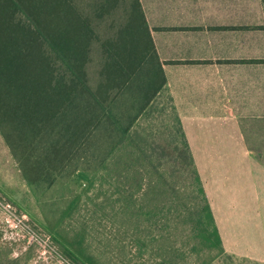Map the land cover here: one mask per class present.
<instances>
[{
    "label": "trees",
    "instance_id": "trees-1",
    "mask_svg": "<svg viewBox=\"0 0 264 264\" xmlns=\"http://www.w3.org/2000/svg\"><path fill=\"white\" fill-rule=\"evenodd\" d=\"M166 81L140 0H0V132L37 196L55 188L59 221L75 220L71 240L41 224L73 264H107L92 240L113 251L123 226L148 252L126 216L152 190L157 202L143 213L160 230L157 253L167 250L158 200L168 190L169 210L187 213L202 243L224 253L178 117L155 124ZM104 221L114 235L98 232Z\"/></svg>",
    "mask_w": 264,
    "mask_h": 264
},
{
    "label": "crops",
    "instance_id": "crops-1",
    "mask_svg": "<svg viewBox=\"0 0 264 264\" xmlns=\"http://www.w3.org/2000/svg\"><path fill=\"white\" fill-rule=\"evenodd\" d=\"M140 2L224 253L264 264V0ZM0 191L41 224L1 132ZM36 251L0 221V264H43Z\"/></svg>",
    "mask_w": 264,
    "mask_h": 264
},
{
    "label": "rangeland",
    "instance_id": "rangeland-1",
    "mask_svg": "<svg viewBox=\"0 0 264 264\" xmlns=\"http://www.w3.org/2000/svg\"><path fill=\"white\" fill-rule=\"evenodd\" d=\"M157 101L165 106V110L163 109L161 111L159 120H155V124L162 127L164 125L167 129L173 127L176 123L177 116L171 106L167 103L165 95L159 97ZM178 182V185H183L185 195L190 199L192 193L191 181L188 180L186 175H184ZM35 195L36 198L34 200L33 209L35 210V217H37L38 221H40L44 227H47L54 236L56 231H58L69 237L71 240L72 234L74 235L73 229L77 225L75 220L70 221L69 218H65V221H59L65 205L61 204L59 201H55V188L49 190L45 194V199H40L38 197L39 195ZM5 197L16 205L14 200L8 198L7 196ZM201 198L202 196L196 199L201 200ZM162 200L165 201V206L163 207V210L159 212V218L163 219L166 224L164 229L166 236L164 246L167 249L166 252L163 254L161 250L157 253L158 251L156 250L158 246L163 242V240L158 237L160 230L154 229V226H151L150 220H147L143 213L147 210H153L154 203L157 202V199L154 198V191L152 190L150 196L147 195L145 198L140 197L137 199L135 214L133 215L131 222L129 221V215L126 216L127 227L131 228L132 231L130 230V232L134 235L133 238L140 236L144 237L145 234L147 235V239L149 238L150 245L148 252L141 255L140 247L136 240L130 238L128 231H126L123 226V231L119 232V237L121 239L123 238V243H125L117 248H114L113 251L108 250L105 253V246H103L100 240L97 238L92 240V247L94 248L95 253L99 254L102 252V256L104 258L102 261L107 264H254L245 259H235L228 254L219 253L216 248H209V244L206 243L205 245L202 243L201 238L199 237L201 228L198 227V230L194 229L193 225L188 223L187 213L183 212L181 215H177L176 212H173V210H169L172 204V198L169 190L162 199L158 200L161 207ZM18 207L23 210L21 206ZM107 210H109V206L107 207ZM23 211L26 212L25 210ZM26 213L31 216L28 212ZM0 215V221L5 227L4 215L1 212ZM121 215H123V213H121ZM149 217H151V215H149ZM122 223L124 224V222ZM158 224L159 226L163 225V222ZM114 231L115 230H113L110 225L106 223V221L103 222L100 231L98 229V232H103L105 236L110 233L114 235ZM9 234L11 233L8 232V235ZM17 241L22 242L18 239ZM54 264L62 263L55 262Z\"/></svg>",
    "mask_w": 264,
    "mask_h": 264
},
{
    "label": "built area",
    "instance_id": "built-area-1",
    "mask_svg": "<svg viewBox=\"0 0 264 264\" xmlns=\"http://www.w3.org/2000/svg\"><path fill=\"white\" fill-rule=\"evenodd\" d=\"M0 212L4 215V224L10 238L34 246L37 261L43 264H73L61 251L51 233L36 223L26 212L10 202L0 191Z\"/></svg>",
    "mask_w": 264,
    "mask_h": 264
}]
</instances>
